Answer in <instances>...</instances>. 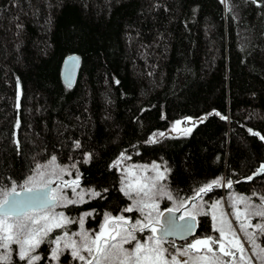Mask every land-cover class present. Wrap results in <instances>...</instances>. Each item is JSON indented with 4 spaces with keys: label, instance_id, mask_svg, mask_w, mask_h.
<instances>
[{
    "label": "trees",
    "instance_id": "16d2710c",
    "mask_svg": "<svg viewBox=\"0 0 264 264\" xmlns=\"http://www.w3.org/2000/svg\"><path fill=\"white\" fill-rule=\"evenodd\" d=\"M72 53L82 64L67 87L61 66ZM186 117L203 121L187 135H159ZM261 137L264 0H0V187L20 190L55 156L79 175L84 200L60 209L71 220L90 212L86 233L105 213L135 214L122 211L121 153L165 171L172 199L163 208L210 203L228 189L260 202L264 174L238 181L264 161ZM216 178L232 187L196 194ZM197 217L196 236L182 243L219 237L209 212ZM77 229H56L34 264H57L47 241ZM0 264L25 262L11 251ZM59 264L80 263L64 251Z\"/></svg>",
    "mask_w": 264,
    "mask_h": 264
},
{
    "label": "snow or ice",
    "instance_id": "6c2138e0",
    "mask_svg": "<svg viewBox=\"0 0 264 264\" xmlns=\"http://www.w3.org/2000/svg\"><path fill=\"white\" fill-rule=\"evenodd\" d=\"M223 2V0H222ZM255 2V0H254ZM75 59V58H69ZM217 115H219L217 113ZM191 119V118H185ZM203 118L200 119V122ZM177 121L176 124H179ZM251 131V130H250ZM159 135L163 136L164 133ZM253 135H257L253 133ZM264 139V137H261ZM75 147L79 148L80 144L77 141ZM121 153V157H123ZM91 158V154H85L84 162L87 163ZM56 157L52 156L48 165L37 164L36 175L39 176V181H36L35 177L29 176L24 184L19 185V187L26 193L23 198L20 197V193L16 191V187H0V248L5 250V253L12 245L18 246L16 255L19 261L25 262V264H34V262L39 261L41 256L34 255L36 249L43 243H45L46 238H48L56 229H64L68 224L78 223L80 228H84V216H90L91 213H85L78 220H71L65 216L63 212L52 211L58 206L67 207L68 205H74L77 203L76 199H72L67 196L62 188L58 186L57 188H51L50 185L53 183V177L59 176L56 169L59 168L61 172L65 169L57 165ZM115 166V163H114ZM75 167V165H72ZM151 167L153 170L157 171V175L154 177H145L144 183H140L139 180L136 181L138 186L133 185V181L129 180L125 183L124 179H121L122 187L120 191L133 201L131 206L124 208L123 212H133L139 211L144 214L145 207H155L150 203L152 197L158 193H163V186L157 189V182L163 179V174L159 173V165L153 163L151 166H144V168ZM52 168L51 172L42 171L41 169ZM261 170H264V164L260 166L258 172L253 173L252 176L245 178L247 181H251L253 176L258 175ZM223 178H216L210 181L208 184L200 187L197 190V195L200 193H205L211 191L213 186H220ZM40 183L43 185V189L35 190L29 185ZM233 182L231 180L227 181V187L231 188ZM63 187L70 188L72 193L75 194L80 201H83L84 192H76L79 187V175L77 179L71 182H64ZM156 189V191H153ZM104 191H107L105 189ZM92 196H100L101 193L95 192L94 190H89ZM167 194V193H165ZM169 199H172L170 194H167ZM253 196L256 193L252 194ZM234 202L238 201L245 205L244 209V220H241L240 210L237 208L234 215L240 224V231L244 232L247 236L252 249L253 254L260 260L261 264H264V247H261L256 243V233H248V227H253L250 222L249 217H259L264 220V204L256 206L250 204L249 201L251 197L243 196H233ZM261 200H264V196H261ZM219 201H217L213 207H218ZM39 209L40 215H30L29 213ZM169 212L172 209H168ZM151 212L145 215V220L148 223L142 222L139 219L132 220L131 217H126L124 215L113 216L111 213L104 214V222L101 224L99 230L95 231L93 235L89 236L86 232L73 233V235L79 236L80 241L70 240L66 247L71 248V256L74 260L83 261L84 264H228V262L223 261L221 256L215 255V249L212 245L219 244V251L222 253L223 257L233 258V262L236 260V253L239 252V261L245 262V264H250V257L245 256V249L243 244L240 242L235 230H233L232 225L228 222L227 234L231 235L232 240L229 241L231 248L226 247L222 242L223 238L226 236V229L223 226L224 221H221V227L218 229L213 226V231L219 232V237H212L211 235L203 238H196L188 242L183 250L178 249L179 256H186L187 259L183 261H178L176 255H171L168 253V249L163 247L164 237L157 238L155 236L156 229L152 228V235L147 236L146 241L138 239L137 232L143 233L145 229L149 228L151 221ZM192 222H186L184 225L179 226L181 238H186L188 234L193 232L195 228V216L191 217ZM213 220L216 217L213 216ZM258 229L259 234L264 236V223H257L254 225ZM121 229V230H118ZM166 232V230H165ZM69 233L64 232V236L67 237ZM62 237L56 235L54 238L48 240L50 244H56L57 247L53 248L51 251V259L58 260L61 254L59 248V243ZM235 241V243H233ZM128 245V247H125ZM202 248L206 249V254L200 255ZM235 248L236 251H232ZM81 251L87 255L81 254ZM193 253H196L195 255ZM211 254V255H209ZM170 256V258H169ZM0 259H7V255L0 256Z\"/></svg>",
    "mask_w": 264,
    "mask_h": 264
},
{
    "label": "rangeland",
    "instance_id": "374dc122",
    "mask_svg": "<svg viewBox=\"0 0 264 264\" xmlns=\"http://www.w3.org/2000/svg\"><path fill=\"white\" fill-rule=\"evenodd\" d=\"M186 118H191V119H185L184 118L182 120H179L180 121L179 124H176V122H177L176 121L170 128H168L167 130H164V131L161 132V133H164L163 136H182V135H187L200 122V119H201V118L200 119H196V118H193V117H186ZM153 163L159 165L156 162L136 163V162H133L130 159V155L126 154L118 162L117 168L119 169V171L121 173V179L123 178L125 183H127L129 180H131V181H133V185L134 186H138V184H136L137 180H139L140 183H144L145 181L142 178L154 177V176L157 175V171L153 170L151 167L144 168V166H146V165L147 166H151V165H153ZM64 169L65 170L63 172H61L59 168L56 169V172L59 173V176L58 177L54 176L52 178L53 179V183H52L53 184V188H57L58 186H60L62 188L63 192L67 196H69L70 198L76 199L77 200L76 204H78V203H80L82 201H80L79 198L75 194L72 193L70 188L63 187L64 182L74 181V180L77 179V176H73L71 170L69 171L66 168H64ZM41 170L42 171L51 172L52 168H48V170L47 169H41ZM158 171H159V173L163 174V177L165 176V171L160 167V165H159ZM34 177H35L36 181H39V179H40L39 176H37L35 174ZM162 180L163 179H160L157 182V189L160 186H163V193H158L157 195L152 197V200L150 201V203L153 204L155 207H145L144 208V214H141L139 211H134L135 214H134V216L131 217L133 221L136 220V219H139L142 222L148 223V221L145 220V215L148 212H151V214H152L151 215L152 223L149 224V228L145 229V231L143 233L137 232L138 239H142V240H144V242H147L146 239H144V238H146L147 236L152 235L151 229L155 228V225L160 221L161 214H162V212L164 210H166L167 208L179 209V208H181L182 206H184L187 203V202L186 203L185 202H181V203L172 202V203L168 204L169 206H166L165 208H163L162 207L163 199H167V200H170V199L168 198V195H167V194H169V192H168L167 188L165 187V185L163 184ZM29 186L33 187V188L43 187V185L38 183V182L35 183V184H32V185H29ZM222 186H223V188H225L227 186V182H226L225 178H223V180H222ZM121 187H122V184H121ZM153 191H156V189H153ZM76 192L77 193L83 192L82 188H80V186H79L76 189ZM165 193H167V194H165ZM233 196L251 197V195L246 196L245 194H242V193H234V191L228 189V190L224 191V194L222 195L221 198L216 199L213 202L206 203V202H203L202 199H201L198 202L192 203L190 205V207L186 211H184V214L197 216L199 213L209 212L211 214V216H212V224H213V226L215 225V227L217 229L219 227H221V221H224V225L223 226L226 229V236L223 238L222 242L225 244L226 247H229V248H231V244H229V241L232 240V237H231V235L227 234V226H228V222H230L231 225H232L233 230H235L237 236L239 237L240 242L243 244V247L245 249V253H244L245 256L251 258L250 264H261L260 260H258L257 257L253 254V249H252V246H251L247 236L245 235L244 232L240 231V224L237 221L236 216L234 215L236 209L238 208L240 210V213H241V220H244L245 205L243 203L238 202V201L234 202V200L232 198ZM84 198H85V196H84ZM84 198H83V200H84ZM0 199H2V197H0ZM217 201H219V206L218 207H213V205ZM132 203H133V201L130 200V203H129L128 206H131ZM249 203L253 204V205H256V206H260L261 204H264V200H260V202H259L255 198L251 197ZM61 207L62 206H58L55 209H53L52 211L57 212V213H59V212H63L64 213V211L60 209ZM29 214L30 215H40L41 212H40V210H35V211L30 212ZM120 215L126 216L125 214H120ZM65 216L69 218V216L67 214H65ZM213 216L216 217L215 221L213 220ZM126 217H129V216H126ZM249 219H250V222L253 225V227H248V229H247L248 233H256V243L258 245H260L261 247H264V236H261L259 234L258 229H256L254 227V225H256L257 223H264V220H261V218L255 217V216L249 217ZM103 222H104V220L102 221V223ZM118 230H121V229H118ZM77 232L84 233L86 231L84 230V228L81 229L80 226H79V229H77L76 231L68 232L69 235L67 237L64 236V233H62L60 235L62 237V239H61V241L59 243V248L61 250V254L64 251H68L71 254V248L70 247H66V244H68V242L70 240H74V241H77V242L80 241V237L79 236L73 235V233H77ZM88 235L91 236L93 234H88ZM157 238H159V237H157ZM197 238H203V236L202 237H197ZM176 243H177V240H175V239H164L163 240V247L168 249V253L170 254V256L171 255H176L178 261H183L184 259H187L188 257L179 256L178 252H177L178 249L183 250V247L186 244H184L182 242H180L182 244H176ZM233 243H235V241H233ZM17 247L18 246H16V245H12L11 248H9L6 253H5L4 249L0 248V256H3L5 254L8 255L9 252L15 251L17 249ZM56 247H57L56 244H52L51 251H52L53 248H56ZM125 247H128V245H125ZM212 247L216 250L215 251V255L221 256L222 260L228 262V264H245V262L239 261V259H238L239 255H240L239 252L236 253V260H235V262H233V258H231V257H223L222 256V253L219 251V244L212 245ZM37 250H38V248L36 249V251ZM36 251L33 254L34 255H36V254L39 255V253L36 252ZM51 251H50V258H51ZM232 251L235 252L236 249L232 248ZM61 254H60V256H61ZM81 254L87 255L83 251H81ZM193 254L195 255L196 253H193ZM199 254L200 255L206 254V249L203 248L201 250V253H199ZM209 255H211V254H209ZM60 256H59L58 260H53V259H51V260L53 262H56L57 264H59ZM170 256H169V258H170ZM79 263L80 264H84L83 261H79Z\"/></svg>",
    "mask_w": 264,
    "mask_h": 264
},
{
    "label": "water",
    "instance_id": "95a60500",
    "mask_svg": "<svg viewBox=\"0 0 264 264\" xmlns=\"http://www.w3.org/2000/svg\"><path fill=\"white\" fill-rule=\"evenodd\" d=\"M69 58H75V59H69ZM81 64H82V58L77 53L69 54L64 58L61 66V79L67 87H73L77 82L81 69ZM262 140L264 142V139ZM262 164H264V161H262L258 165L257 169L248 176H252L253 173L258 172ZM263 174H264V170H261L258 175L253 176V179L262 176ZM246 177L241 178L238 182H251L253 180L252 179L251 181H247L245 180ZM50 187L53 188V184H51ZM34 189L41 190L43 189V187H38ZM16 191L20 193V197L18 198H23L26 195V193L22 189ZM197 200L198 197H193L189 199L188 202L179 209L167 208L166 210H164L161 214L160 221L155 225V229H156L155 235L159 238L163 236L164 239H175L179 242H184L195 237L199 226V220L197 216H195V221H194L195 228L193 229V232L191 234H188L186 236V238H181L179 226L184 225L186 222L189 223L192 222L191 217L193 215L184 214V211H186L190 207V205L196 202ZM168 209H172V211L169 212ZM36 210L39 209L37 208Z\"/></svg>",
    "mask_w": 264,
    "mask_h": 264
},
{
    "label": "bare ground",
    "instance_id": "6f19581e",
    "mask_svg": "<svg viewBox=\"0 0 264 264\" xmlns=\"http://www.w3.org/2000/svg\"><path fill=\"white\" fill-rule=\"evenodd\" d=\"M203 237H207V236H203ZM179 241H177V243H178Z\"/></svg>",
    "mask_w": 264,
    "mask_h": 264
},
{
    "label": "built area",
    "instance_id": "2783aa9c",
    "mask_svg": "<svg viewBox=\"0 0 264 264\" xmlns=\"http://www.w3.org/2000/svg\"><path fill=\"white\" fill-rule=\"evenodd\" d=\"M203 249V248H202Z\"/></svg>",
    "mask_w": 264,
    "mask_h": 264
}]
</instances>
